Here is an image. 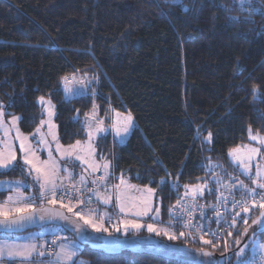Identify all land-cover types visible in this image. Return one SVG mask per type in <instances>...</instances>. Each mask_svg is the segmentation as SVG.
<instances>
[{
  "label": "trees",
  "instance_id": "16d2710c",
  "mask_svg": "<svg viewBox=\"0 0 264 264\" xmlns=\"http://www.w3.org/2000/svg\"><path fill=\"white\" fill-rule=\"evenodd\" d=\"M73 70L77 78L99 77L100 83L69 97L62 77ZM41 95L56 105L63 144L86 139L73 118L82 122L93 103L107 123L115 110L131 111L136 126L127 141L99 136L97 158L111 161L112 180L123 174L157 188L160 220L167 224L178 195L170 185L178 175L180 195L184 184L206 176L209 159L244 178L229 149L248 144L250 130L264 135V0H0V103L12 102L5 111L23 117L25 133L45 118L36 103ZM208 132L213 141L201 143ZM9 178L25 176L19 170L0 175ZM162 179L169 182L164 191ZM258 214L249 213L252 219ZM112 223L114 218L106 225ZM168 241L212 251L191 237ZM233 250L224 252L221 242L213 252L231 256ZM78 257L87 264H187L83 245Z\"/></svg>",
  "mask_w": 264,
  "mask_h": 264
},
{
  "label": "snow or ice",
  "instance_id": "6c2138e0",
  "mask_svg": "<svg viewBox=\"0 0 264 264\" xmlns=\"http://www.w3.org/2000/svg\"><path fill=\"white\" fill-rule=\"evenodd\" d=\"M174 2L182 5L183 0H174ZM244 2L247 3V0ZM182 10L187 11V9ZM253 11L260 14L259 9H253ZM75 71L73 70L71 76L62 77L64 91L69 97L83 95L68 87L70 82L85 89H89L92 84L100 83L99 77L77 78ZM90 91L92 95H95V89ZM253 92H258V86H253ZM11 103V101L8 105L0 103V131L3 132V136H0V175L19 170L26 179L0 181V194L9 193L0 202V226L5 229H23L25 226L38 224L40 230L35 233L29 232L24 238L25 242L22 243H10L7 240L0 242V264H4L5 260L13 264H33L34 257L46 255L49 257L47 264H87L86 261L75 259L79 254V243L69 241L68 237L55 233H52L53 238L50 241L46 239L50 229H58L60 232L67 230L59 224L48 223L55 218L69 220L70 217L65 214L64 209L75 218L74 227L71 230L76 237L80 239L85 237L87 229L84 226L95 233H106L110 238L99 236L89 237V239L100 241L99 244L93 243L92 247H100L110 253L134 245L147 246L164 254H183V249L170 248L148 237L128 238L130 232L138 236L141 229L146 228L148 233L167 237L168 240L189 236L193 241L198 238L202 245L210 246L212 251L204 247L196 250L200 258L196 259L195 264H221V260L223 264H264V241L260 239V235L264 233V151H262L264 136L257 133L250 137L252 141L258 140L260 146L243 145L229 149L232 162L236 164L240 174L251 181L252 186L245 184L243 180L232 178L226 171L223 175L216 173L215 169L220 165L209 159L205 167L206 175L211 174L212 186L210 187L208 180L191 185L184 184L183 194L180 195L181 185L178 175L170 185L171 191L178 194L177 199L175 204L169 206L167 226H162L164 222L160 220L161 208L154 206L153 200L157 188L148 185L138 187L129 183L123 174L118 178L119 182L109 188L107 182L111 178L109 171L111 162L104 158L99 162L96 159L95 138L106 129L104 120L98 115L99 109L95 103L92 104L89 112L84 113L82 122L79 121L78 116L73 118L74 122L81 124L87 139L83 142L76 140L67 147L60 144L57 125L53 119L57 115L56 105L50 96L41 95L37 98L36 103L41 109V116L46 115V118H42L39 126L28 135L24 134L18 126L23 117L5 111L7 107H11ZM76 111L79 113V109ZM6 116H10L11 119L6 120ZM111 127L117 136L128 134L135 127L131 111L124 113L115 111V120ZM13 130L14 137L10 135ZM197 136H199V130H197ZM212 141L213 134L208 132L201 143ZM53 142L55 152L59 153V159L53 155ZM120 142L123 143L124 140ZM45 150L47 158L42 159L40 152ZM257 156L260 157L259 160H256ZM60 160L79 161L82 166H85L78 179L67 167H62ZM100 169L104 170V175L94 177ZM224 176L232 182H225ZM27 177L31 178V183ZM151 183L153 181H149V184ZM168 185L169 182L162 179L159 184L160 191H164ZM32 187L37 188L38 194L26 195V189ZM234 189L240 193V199H236ZM206 191L209 195H216L215 204L206 206L200 202ZM85 193L89 195L85 197ZM93 202L101 203L105 209L114 206L116 220L111 224V230L105 225L112 221L113 213L88 207ZM45 204L48 206L46 207ZM57 204L59 208L56 207ZM81 205L85 207L82 208ZM206 207L215 213L214 217L207 215ZM257 209L259 214L252 219L249 213ZM197 212H199L198 217L195 215ZM145 218L152 222L145 225L141 222ZM250 219L251 225H249ZM210 223L217 224L218 229L211 230ZM175 224H180L186 231H180L177 235L174 231ZM238 225L242 226V231ZM252 225L258 227L252 228ZM220 226H223L224 234L221 233ZM114 233L120 235H114ZM206 236L210 238L206 239ZM245 237H247L246 240ZM221 242L224 252H229L233 246L235 250L231 252V256H224L222 253L221 260H217L213 257V251L220 246ZM233 257H235L234 260ZM36 264H43V262L38 261Z\"/></svg>",
  "mask_w": 264,
  "mask_h": 264
},
{
  "label": "rangeland",
  "instance_id": "374dc122",
  "mask_svg": "<svg viewBox=\"0 0 264 264\" xmlns=\"http://www.w3.org/2000/svg\"><path fill=\"white\" fill-rule=\"evenodd\" d=\"M77 77V76H76ZM87 78V77H86ZM89 79V78H88ZM72 84L73 83H70L69 84V86L71 87V88H73L77 93H86L89 89H85V88H83V87H81L80 85H75V87H77L76 89L72 86ZM91 87V86H90ZM115 111H119V112H122V113H124V111H122V110H115ZM115 111L113 112V114L111 115V118H110V121L107 123L105 120H104V118H102L103 120H104V126H105V132H103V133H99V134H97V136H96V138H95V147H96V142H97V139L99 138V136H101V135H105V134H107V133H111L112 134V136H113V139H115V140H117L119 143H121L120 141L123 139L124 140V142L123 143H125L126 141H127V139L129 138V136H130V134H131V132H132V130L134 129H132V130H130L129 131V133L128 134H126V135H122V136H117L116 135V133H115V131L113 130V128L111 127V125L113 124V122H114V120H115ZM14 115H16V116H20L19 114H14ZM99 115V114H98ZM101 117V116H100ZM45 118H46V115H45ZM5 119L6 120H10L11 119V117L10 116H6L5 117ZM54 119V122H55V117L53 118ZM135 120V119H134ZM56 123V122H55ZM56 125H57V123H56ZM19 126V125H18ZM39 126V125H38ZM135 126H136V121H135ZM19 128H20V126H19ZM21 130V129H20ZM46 130V129H45ZM22 131V130H21ZM23 132V131H22ZM24 134H26V135H28V134H31V133H25V132H23ZM33 133V132H32ZM57 133H58V126H57ZM258 132H254L253 130H250L249 131V143L248 144H244V145H250V146H260L259 145V141L257 140V141H252L251 140V135H255V134H257ZM261 136H264V135H262L261 133H259ZM10 135L11 136H15V131L13 130L11 133H10ZM0 136H3V132L2 131H0ZM59 136V135H58ZM50 139V138H49ZM86 139H87V137H86ZM86 139H83V140H81L82 142L83 141H85ZM34 142V141H33ZM75 143V142H74ZM17 144H18V142H17ZM60 144H62V145H64L65 147H67L69 144H63V143H61L60 142ZM240 146H243V145H240ZM52 148H53V155L55 156V157H57V159H59V153H57V152H55V143L53 142L52 143ZM262 151H264V148H262ZM19 155V154H18ZM40 155H41V158L42 159H46L47 158V151L45 150V151H42V152H40ZM229 158H230V160H231V157L229 156ZM96 159H97V161L99 162V161H101V160H99L98 158H97V147H96ZM260 159V157L259 156H257L256 157V160H259ZM107 160H109V159H107ZM110 161V160H109ZM111 162V161H110ZM231 162H232V160H231ZM60 163H61V165H62V167H67L68 169H69V171H71V172H73L74 173V175H75V177L78 179V177H79V174L81 173V171H82V169H83V167H85V166H82L81 164H80V162L79 161H74V160H69V161H65V160H60ZM232 163H234V162H232ZM235 164V163H234ZM218 165H220V167H217L216 169H215V171H216V173H219V174H221V175H223V173L225 172V171H227L224 167H221V164L220 163H218ZM236 165V164H235ZM238 168V167H237ZM104 174V170L103 169H100L99 171H97L95 174H94V177H97L99 174ZM62 175H64V173H62ZM232 176V175H231ZM94 177H92V178H94ZM225 177V176H224ZM129 183H131V184H134V185H137L138 187H143L144 185H139V184H135V183H133L132 181H130L128 178H126V177H124ZM232 178H235V176H232ZM25 179H26V177H25ZM27 179H28V181H29V183H31V178L30 177H27ZM91 179V178H90ZM244 180L245 179V182L247 183V184H249V185H251V181L250 180H248L245 176H244V178H240L239 177V180ZM14 180H24V179H0V181H14ZM202 180H208L209 181V184H210V187L212 186V184H211V174H208V175H206L204 178H202L200 181H202ZM229 180V179H228ZM200 181H198V182H200ZM118 182H119V179H118ZM198 182H196V183H198ZM196 183H193V184H196ZM191 185V184H190ZM31 193H37L38 194V192H37V188L36 187H32V188H28V189H26V195L27 194H31ZM207 193V191L205 192V194ZM9 194V193H8ZM7 194V195H8ZM204 194V195H205ZM6 195V196H7ZM4 199H0V202H2ZM153 200H154V206H159V204L158 205H156V202H157V197L156 196H154V198H153ZM113 204H114V202H113ZM57 206H59L58 204H57ZM115 209V208H114ZM76 209H74V211H75ZM115 220H116V217L114 218ZM142 223H144L145 225L147 224V223H150V222H152V221H150V220H148L147 218H145V219H143L142 221H141ZM106 227H108L107 225H105ZM162 226H164V225H162ZM109 229L111 230V228L109 227ZM40 230V228H37V229H33V230H29V231H27V232H24V233H20V234H6V233H0V242H3V241H5V240H7L8 242H17V243H22V242H25V237H27V235H28V233L29 232H32V233H35V232H37V231H39ZM50 232H54V233H57L58 235H60V236H66V237H68L65 233H64V231L63 232H60L58 229H50ZM49 232V233H50ZM102 234H106V233H102ZM114 234H117V235H120L119 233H114ZM143 234H150V233H148L147 231H146V228H143V229H141V231H140V233L138 234V235H143ZM130 235H133L131 232L129 233V236ZM151 235H154L155 236V234H151ZM165 238H167V237H165ZM69 241H75V242H77L76 241V239H69ZM262 241H264V240H262ZM78 243V242H77ZM79 246H80V248H79V252H80V249L82 248V245L81 244H79ZM49 259V257H47V256H45V257H34L33 258V264H36V262H38V261H42L43 262V264H47V263H45L47 260ZM77 261H79V260H83V261H85L83 258H79L78 256L75 258ZM219 260H221V258H219ZM4 264H13V262H10V261H7V260H5L4 261ZM221 264H223V262H222V260H221Z\"/></svg>",
  "mask_w": 264,
  "mask_h": 264
},
{
  "label": "water",
  "instance_id": "95a60500",
  "mask_svg": "<svg viewBox=\"0 0 264 264\" xmlns=\"http://www.w3.org/2000/svg\"><path fill=\"white\" fill-rule=\"evenodd\" d=\"M45 206L47 207L48 205L45 204ZM56 207L59 208V206H57V205H56ZM63 211L65 212L66 215H68L70 217L69 220H60L59 218H55V219L49 220L48 223L49 224H59L61 226H64L67 229L66 231L71 236H73L79 244H81L83 246H88L93 250L103 251V252H105L107 254H111V255L120 254V253L125 252V251H129L131 253H138V254H150V255L159 256V257H162V258H165L168 260L182 261V262L187 263V264H195L196 259L200 258L197 251H196L198 248H196V247H193L190 245L173 243V242H170L164 238L154 236L151 234H143V235H138V236L130 235L128 238L137 239L139 237H148V238H151L152 240H155V241H157L163 245H167L170 248L183 249V254H177V253L164 254L161 251H158L156 249H153V248H150L147 246L130 245V246L118 251V252H115V253L107 252L106 250H104L100 247H92L93 243L99 244L100 241L94 240V239H89V237H92V238H96L99 236H103L105 238H110V237H107V234L95 233L90 228H87V226H84L87 229L85 237L83 239L76 237L75 233L71 230L74 227L73 220L75 218L71 217V213H67L66 209H64ZM80 223H82V222H80ZM257 227H258L257 225H252V228H257ZM37 228H40V226L38 224L37 225H31V226H25V228H23V229H15V228L5 229L2 226H0V233L20 234V233L27 232L29 230L37 229ZM250 231H251V229H250ZM121 238L125 239V237H123V236H121ZM244 239L246 240L247 237H245ZM242 243H243V241H242ZM213 257L216 258L217 260H219V258H221V256H219L217 253H214V252H213ZM204 259H207V258H204Z\"/></svg>",
  "mask_w": 264,
  "mask_h": 264
},
{
  "label": "built area",
  "instance_id": "2783aa9c",
  "mask_svg": "<svg viewBox=\"0 0 264 264\" xmlns=\"http://www.w3.org/2000/svg\"><path fill=\"white\" fill-rule=\"evenodd\" d=\"M234 179L239 180V178H234ZM227 182H228V183H231L232 181H231V180H228ZM234 192H235V195H236V199H240V193H239L238 191H236L235 189H234ZM88 195H89L88 193H85V197H87ZM217 195H218V194H217ZM200 202L203 203V204H205L206 206H207L208 204H215V203H216V195H211L210 197H203V198L200 200ZM81 207L83 208V207H85V206H84V205H81ZM88 207L96 208V209H97V207H98V203L93 202L92 204L88 205ZM206 211H207V215H208L209 217H214L215 213H214L213 211H211V209H208V208L206 207ZM195 215L198 217V216H199V212H197ZM229 222H230V218H229ZM209 227H210V229L213 230V231H216V230L218 229V226H217V224H215V223H210V224H209ZM174 231H175V232L177 233V235H178V233H179L180 231H186V230L183 229V228L180 226V224H175ZM220 231H221L222 234H224L223 226H220ZM52 233H54V232H50L49 235L46 237V239H48L49 241L53 238ZM55 234H57V233H55ZM194 234H195V233H194ZM57 235H58V234H57ZM185 237H189V236H185ZM205 238L207 239V238H210V237L206 236ZM197 239H198V238H197Z\"/></svg>",
  "mask_w": 264,
  "mask_h": 264
},
{
  "label": "crops",
  "instance_id": "0c3cea01",
  "mask_svg": "<svg viewBox=\"0 0 264 264\" xmlns=\"http://www.w3.org/2000/svg\"><path fill=\"white\" fill-rule=\"evenodd\" d=\"M111 167H112V165H111ZM111 167H110V169H109V171L111 170ZM101 175H104V174H99L97 177H99V176H101ZM108 186H109V188L111 187V185H113V184H116V183H118V178L117 179H109L108 180ZM90 187H94V186H92V185H89ZM101 191H103V189H100ZM206 195V194H205ZM205 197V196H204ZM114 205V204H113ZM109 207H113V209H114V206H109ZM97 209H99V210H101V211H104V210H107V211H109V212H111L110 210H108V209H105V207L101 204V203H98V207H97ZM116 210L114 209V212H113V218H115L116 217ZM115 220V219H114ZM164 226H167V224L164 222V224H163Z\"/></svg>",
  "mask_w": 264,
  "mask_h": 264
}]
</instances>
